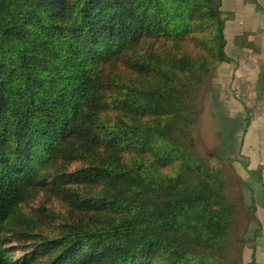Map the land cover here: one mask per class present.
<instances>
[{"label": "trees", "instance_id": "obj_1", "mask_svg": "<svg viewBox=\"0 0 264 264\" xmlns=\"http://www.w3.org/2000/svg\"><path fill=\"white\" fill-rule=\"evenodd\" d=\"M224 26L221 0H0V264H21L5 232L40 192L69 207L50 264H242L190 133L205 91L230 144L208 84Z\"/></svg>", "mask_w": 264, "mask_h": 264}, {"label": "crops", "instance_id": "obj_2", "mask_svg": "<svg viewBox=\"0 0 264 264\" xmlns=\"http://www.w3.org/2000/svg\"><path fill=\"white\" fill-rule=\"evenodd\" d=\"M221 13L226 60L216 77L224 105L218 88L211 98L227 109L228 125L231 120L228 149L239 165L252 215L242 264H264V0H221Z\"/></svg>", "mask_w": 264, "mask_h": 264}, {"label": "rangeland", "instance_id": "obj_3", "mask_svg": "<svg viewBox=\"0 0 264 264\" xmlns=\"http://www.w3.org/2000/svg\"><path fill=\"white\" fill-rule=\"evenodd\" d=\"M225 14L226 11L223 12V16ZM169 43L171 41L167 42L166 46H169ZM154 45L158 46V43ZM221 63H219L216 70ZM216 70L212 76L210 75L209 89L213 90L214 93H217L215 92L216 88L219 89V99L224 105V98L220 89L219 78L216 77ZM197 95L199 96L198 114L194 116L190 133L195 138V142H197L196 149L199 156L210 163L213 168L223 171L227 185L226 193L230 201L236 206L237 218L234 230L230 236L229 245L232 248L236 241H240L244 245V236L246 240V235H248L246 231L252 215L250 206L247 204L249 202L248 196L246 193L244 194L241 185L239 165L235 161L236 157L230 156L231 150L226 149L224 145L221 146L222 142L216 131L215 119L213 115L209 114L208 96L210 94L205 93V91H198ZM224 110L227 112V109L224 108ZM226 121L228 122L227 117ZM230 122L231 120H229V125ZM218 142L220 145H218ZM213 155L222 156L227 160L217 163L216 160H212ZM78 167L79 164H74L70 167V171L72 172ZM68 211V202L61 197H49L44 192L33 196L28 202L19 206L15 212L16 219H13L10 226L6 229L5 236L9 239L8 252L11 253L14 259L19 260L21 264H50L59 254L50 255L54 246L50 247L49 244L64 237L62 226L67 224Z\"/></svg>", "mask_w": 264, "mask_h": 264}]
</instances>
